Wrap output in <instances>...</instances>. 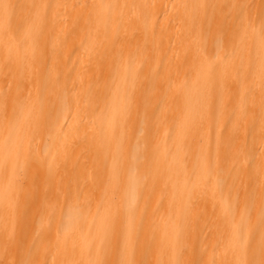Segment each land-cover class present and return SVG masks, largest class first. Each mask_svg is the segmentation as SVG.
I'll return each mask as SVG.
<instances>
[{
    "label": "bare ground",
    "instance_id": "6f19581e",
    "mask_svg": "<svg viewBox=\"0 0 264 264\" xmlns=\"http://www.w3.org/2000/svg\"><path fill=\"white\" fill-rule=\"evenodd\" d=\"M263 14L0 0V264H264Z\"/></svg>",
    "mask_w": 264,
    "mask_h": 264
},
{
    "label": "rangeland",
    "instance_id": "374dc122",
    "mask_svg": "<svg viewBox=\"0 0 264 264\" xmlns=\"http://www.w3.org/2000/svg\"><path fill=\"white\" fill-rule=\"evenodd\" d=\"M18 5H16V1L13 3L12 7L10 8L11 12H10V19H12L14 16H15V13H16V9H17ZM264 16V14L262 15V17ZM48 21V20H46ZM255 31L258 33V36L260 37L264 31V18H261L260 20H258L257 22V25H256V28H255ZM215 58H209L210 61H214ZM229 122V121H227ZM143 133H139L138 136H142ZM151 155L144 158L143 161H142V164H145L147 163L150 159H151ZM135 228H137V225L133 226ZM134 228V229H135Z\"/></svg>",
    "mask_w": 264,
    "mask_h": 264
}]
</instances>
